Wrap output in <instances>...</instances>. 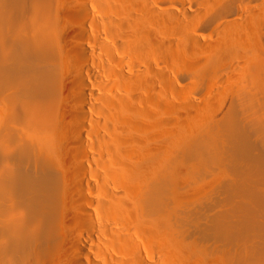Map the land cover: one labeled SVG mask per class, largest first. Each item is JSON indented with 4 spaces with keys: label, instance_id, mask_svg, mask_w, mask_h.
<instances>
[{
    "label": "bare ground",
    "instance_id": "6f19581e",
    "mask_svg": "<svg viewBox=\"0 0 264 264\" xmlns=\"http://www.w3.org/2000/svg\"><path fill=\"white\" fill-rule=\"evenodd\" d=\"M263 40L264 0H0V264H264Z\"/></svg>",
    "mask_w": 264,
    "mask_h": 264
},
{
    "label": "rangeland",
    "instance_id": "374dc122",
    "mask_svg": "<svg viewBox=\"0 0 264 264\" xmlns=\"http://www.w3.org/2000/svg\"><path fill=\"white\" fill-rule=\"evenodd\" d=\"M208 32H209V30L206 31V29H205L203 31V34L206 35ZM263 43H264V40H263ZM190 81H191V79L190 80L189 79L188 80L187 79H184V80L180 79V85L183 87H187L190 85ZM253 149L251 147V150L253 152L249 151L250 155L248 153L247 154L248 156L237 158L238 160L234 157H230V156L226 155L224 158H221V160L219 159V161L216 162L213 166H212V163L209 162V160H208L207 164H208L209 168H211L213 170L214 175L220 174L218 176V178L221 176L219 179L227 181L230 183L231 190H232V188H235V184L238 183V181L236 183H234L237 180V176L240 177L241 174L243 176L244 175H250V179L254 180V179H256V176H258V173L261 172V166L259 163L260 159H258V157H257V151L258 150L255 149V147H253ZM246 167L248 169H246ZM247 172H249V174H247ZM236 191L237 190H235V189L232 190V192H234V193H236Z\"/></svg>",
    "mask_w": 264,
    "mask_h": 264
}]
</instances>
